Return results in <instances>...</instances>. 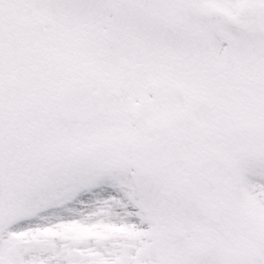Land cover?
Segmentation results:
<instances>
[{
    "label": "snow or ice",
    "instance_id": "1",
    "mask_svg": "<svg viewBox=\"0 0 264 264\" xmlns=\"http://www.w3.org/2000/svg\"><path fill=\"white\" fill-rule=\"evenodd\" d=\"M0 264H264V0H0Z\"/></svg>",
    "mask_w": 264,
    "mask_h": 264
}]
</instances>
